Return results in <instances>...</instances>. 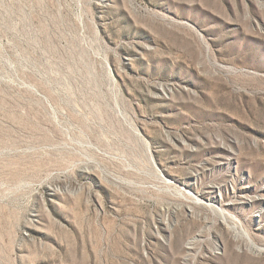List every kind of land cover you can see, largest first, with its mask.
Returning a JSON list of instances; mask_svg holds the SVG:
<instances>
[{"label":"rangeland","instance_id":"1","mask_svg":"<svg viewBox=\"0 0 264 264\" xmlns=\"http://www.w3.org/2000/svg\"><path fill=\"white\" fill-rule=\"evenodd\" d=\"M176 184L264 246V0H0V264H264Z\"/></svg>","mask_w":264,"mask_h":264},{"label":"bare ground","instance_id":"2","mask_svg":"<svg viewBox=\"0 0 264 264\" xmlns=\"http://www.w3.org/2000/svg\"><path fill=\"white\" fill-rule=\"evenodd\" d=\"M150 159H151V162H153L152 158H150ZM159 178L166 185L174 183V181H172L169 177H167L164 174H159ZM183 185L186 186V184H183ZM177 186L180 189H182L184 191V193L189 195V197L192 199L193 203L207 207V209H209L212 212V214L216 215L218 217L219 222H221V224H223L228 230H230L232 232V236L234 239L240 240L241 243H243V245L247 249L252 250L255 253L264 255V246L258 245L255 242H253L252 239L250 238V236L248 235V233H246L244 231L241 233L240 232L241 230L236 229V227H237L236 218L233 214H231L230 212L227 211V209H229V207H230L229 206L230 203H222L221 202L222 200L220 199V195H219V193H217V190H220V189L216 188L215 186L211 187V189L209 191L210 194L205 195L204 196L205 198L203 199V198H201V196L198 197L197 195L192 194V192L189 191V187L184 188L181 185H177ZM218 203L221 204V206L217 205ZM186 208L190 214H194L192 206L186 205ZM200 230L197 231L194 235H192L186 241V243L184 244L186 250L190 251L194 248L193 246H194L195 241L199 240L200 236H202V232Z\"/></svg>","mask_w":264,"mask_h":264}]
</instances>
